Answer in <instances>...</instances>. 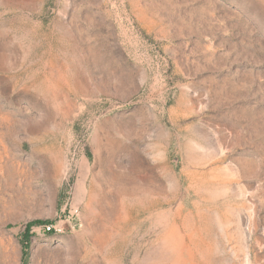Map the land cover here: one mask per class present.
<instances>
[{
    "label": "rangeland",
    "instance_id": "1",
    "mask_svg": "<svg viewBox=\"0 0 264 264\" xmlns=\"http://www.w3.org/2000/svg\"><path fill=\"white\" fill-rule=\"evenodd\" d=\"M0 264H264V0H0Z\"/></svg>",
    "mask_w": 264,
    "mask_h": 264
},
{
    "label": "trees",
    "instance_id": "2",
    "mask_svg": "<svg viewBox=\"0 0 264 264\" xmlns=\"http://www.w3.org/2000/svg\"><path fill=\"white\" fill-rule=\"evenodd\" d=\"M30 226V225H29Z\"/></svg>",
    "mask_w": 264,
    "mask_h": 264
}]
</instances>
